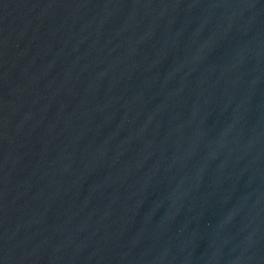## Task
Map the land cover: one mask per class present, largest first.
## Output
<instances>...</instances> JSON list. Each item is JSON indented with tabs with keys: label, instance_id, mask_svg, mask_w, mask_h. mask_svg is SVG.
<instances>
[{
	"label": "water",
	"instance_id": "water-1",
	"mask_svg": "<svg viewBox=\"0 0 264 264\" xmlns=\"http://www.w3.org/2000/svg\"><path fill=\"white\" fill-rule=\"evenodd\" d=\"M0 264H264V0H0Z\"/></svg>",
	"mask_w": 264,
	"mask_h": 264
}]
</instances>
